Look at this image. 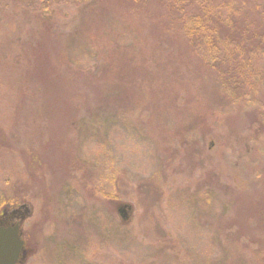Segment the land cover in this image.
<instances>
[{"label": "rangeland", "instance_id": "374dc122", "mask_svg": "<svg viewBox=\"0 0 264 264\" xmlns=\"http://www.w3.org/2000/svg\"><path fill=\"white\" fill-rule=\"evenodd\" d=\"M258 1H245V17L261 21L252 25L259 35ZM112 9L104 0H54L44 10L39 0H0V83L12 76L1 70L11 60L25 66L24 50L45 54L60 42L67 61L58 72L33 62L28 91L0 87V191L25 199L0 213V225L18 224L25 243L16 264H259L250 249L264 243L253 236L264 228V143L248 130L250 112L218 99L228 91L208 90L220 121L179 140L174 113L144 126L135 108L98 109L93 90L80 95L77 70L97 63L85 36L129 43ZM24 98L28 107L12 108L29 104Z\"/></svg>", "mask_w": 264, "mask_h": 264}, {"label": "trees", "instance_id": "16d2710c", "mask_svg": "<svg viewBox=\"0 0 264 264\" xmlns=\"http://www.w3.org/2000/svg\"><path fill=\"white\" fill-rule=\"evenodd\" d=\"M39 1L41 10H44L54 0ZM104 1L114 4V9L107 11L119 14L124 37L129 43L122 45L100 31L85 36L89 54L97 62L92 70L76 72L80 74V87H76L81 89L80 95L85 100L93 90L97 99L95 108L100 109L102 104L110 105V111L116 104L135 108L138 110L135 119L144 126L152 123L150 118L154 123V118L162 112L174 113L176 124L170 132L179 140L192 127L202 128L213 124L215 119L220 121L215 117L211 101L216 91H228V98L223 95L218 99L223 97L235 109L240 105L243 111L250 112L252 120L248 130L256 133L257 141L264 143V98L261 96L264 93V72L260 67L264 60V34L258 35L254 28L252 31V25L261 21L245 17L251 13L245 6L246 0ZM263 2L259 0L258 4L263 5ZM260 27L264 30L263 25ZM58 44L57 51L56 47L50 48L45 54L36 48L24 50V67L17 65L20 63L17 60L4 64L5 68L1 70L12 76H2L0 87L5 84L9 88L24 87L28 91L24 76L32 75L33 62L58 72L57 67L67 64L64 59H59L60 54H64L61 43ZM17 75L23 78L18 79ZM32 86L37 93L40 86ZM210 88L217 90L208 92ZM27 100L29 104L21 100L12 108L28 107L31 100ZM160 124L163 123L157 125ZM61 163L67 166L65 154ZM16 196H6L0 191V213L4 208L16 207L25 200L22 195ZM252 206L254 211L260 212L261 199ZM260 213L264 215V210ZM257 229L260 236L254 233L253 236L262 243L264 228ZM243 246L248 247L247 244ZM250 251L257 263L264 264V243Z\"/></svg>", "mask_w": 264, "mask_h": 264}, {"label": "water", "instance_id": "95a60500", "mask_svg": "<svg viewBox=\"0 0 264 264\" xmlns=\"http://www.w3.org/2000/svg\"><path fill=\"white\" fill-rule=\"evenodd\" d=\"M128 207L125 204L118 207L123 217ZM24 245L19 235L18 224L0 225V264H16L24 250Z\"/></svg>", "mask_w": 264, "mask_h": 264}]
</instances>
